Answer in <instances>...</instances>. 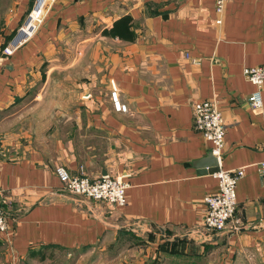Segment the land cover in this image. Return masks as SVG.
Returning a JSON list of instances; mask_svg holds the SVG:
<instances>
[{
  "label": "crops",
  "instance_id": "crops-1",
  "mask_svg": "<svg viewBox=\"0 0 264 264\" xmlns=\"http://www.w3.org/2000/svg\"><path fill=\"white\" fill-rule=\"evenodd\" d=\"M33 2L0 0V264H264V89L252 109L243 73L264 66V0H228L220 25L214 0H47L35 34L1 55ZM202 99L227 124L220 169L245 168L233 219L203 239L189 232L217 180L192 126ZM16 106L29 108L18 121ZM60 165L123 175L127 204L67 193Z\"/></svg>",
  "mask_w": 264,
  "mask_h": 264
},
{
  "label": "built area",
  "instance_id": "built-area-1",
  "mask_svg": "<svg viewBox=\"0 0 264 264\" xmlns=\"http://www.w3.org/2000/svg\"><path fill=\"white\" fill-rule=\"evenodd\" d=\"M227 1L214 0V23L216 25L223 22ZM46 2L47 0H34L23 23L17 27L8 43L1 49V55H11L35 34L42 22ZM185 56L188 57V54L186 53ZM192 60L198 62V60ZM243 73L245 78L255 87V90L247 95V104L252 109H259L263 105L264 66L246 67ZM108 94L113 110L119 113H128V105L123 101L120 90L113 82H111ZM192 126L209 143V150L219 163L224 148L227 124L215 100L202 99L192 104ZM257 170L260 175H264V161L257 164ZM54 172L62 183V189L71 195L101 202L112 208L123 207L128 202L126 189L129 185L123 175L105 173L89 177L82 172L81 174H72L61 165L57 166ZM244 175V167L230 170L219 168L213 173L217 180V190L203 198L206 211L202 219V228L201 230L190 231V235L197 234L203 239L205 234H215L226 229L235 214V186ZM6 230L7 213L0 202V233Z\"/></svg>",
  "mask_w": 264,
  "mask_h": 264
},
{
  "label": "water",
  "instance_id": "water-1",
  "mask_svg": "<svg viewBox=\"0 0 264 264\" xmlns=\"http://www.w3.org/2000/svg\"><path fill=\"white\" fill-rule=\"evenodd\" d=\"M205 167L207 168V172L213 174L214 172L219 170V164H218V160L215 156L212 155L211 152H209L205 159L203 160ZM106 172L103 171L102 174H105Z\"/></svg>",
  "mask_w": 264,
  "mask_h": 264
},
{
  "label": "trees",
  "instance_id": "trees-1",
  "mask_svg": "<svg viewBox=\"0 0 264 264\" xmlns=\"http://www.w3.org/2000/svg\"><path fill=\"white\" fill-rule=\"evenodd\" d=\"M129 22H130V17L128 16H124L121 18V20H119L118 22H116L113 26V31L115 30L120 37H123V35L121 33H119V31L128 33L129 30ZM112 31V33L114 34V32Z\"/></svg>",
  "mask_w": 264,
  "mask_h": 264
},
{
  "label": "rangeland",
  "instance_id": "rangeland-1",
  "mask_svg": "<svg viewBox=\"0 0 264 264\" xmlns=\"http://www.w3.org/2000/svg\"><path fill=\"white\" fill-rule=\"evenodd\" d=\"M29 104H30V103H28L27 106H28ZM47 104H48V103H47ZM47 104H46V105H47ZM55 105H57L58 107L60 106V104H58V103H56ZM68 106H70V105H68ZM26 109H29V108H28V107L20 108L19 106H16L15 108L10 109L8 112H12V113H13L12 118H13V119L16 118V121H18V120H17V117H18L19 113L22 112V111H24V110H26ZM12 118H11V119L8 118V119L12 122Z\"/></svg>",
  "mask_w": 264,
  "mask_h": 264
}]
</instances>
